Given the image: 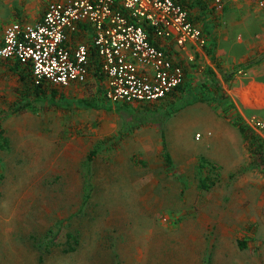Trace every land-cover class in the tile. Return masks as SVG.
Here are the masks:
<instances>
[{
  "label": "rangeland",
  "instance_id": "rangeland-1",
  "mask_svg": "<svg viewBox=\"0 0 264 264\" xmlns=\"http://www.w3.org/2000/svg\"><path fill=\"white\" fill-rule=\"evenodd\" d=\"M47 1L0 0V36ZM4 65L0 264H264V160L244 146L226 95L114 104L92 76L31 98ZM203 156L216 167L208 190Z\"/></svg>",
  "mask_w": 264,
  "mask_h": 264
},
{
  "label": "built area",
  "instance_id": "built-area-1",
  "mask_svg": "<svg viewBox=\"0 0 264 264\" xmlns=\"http://www.w3.org/2000/svg\"><path fill=\"white\" fill-rule=\"evenodd\" d=\"M259 1L264 7V0ZM82 22L94 28L93 45L107 81L105 96L113 103H153L183 84L184 68L153 38L176 35L180 45L189 39L206 42L175 0H51L39 21L13 22L4 29L0 57L29 65L37 85L83 82L91 49L83 42L71 45L70 36ZM250 123L264 133V120L253 117Z\"/></svg>",
  "mask_w": 264,
  "mask_h": 264
},
{
  "label": "crops",
  "instance_id": "crops-1",
  "mask_svg": "<svg viewBox=\"0 0 264 264\" xmlns=\"http://www.w3.org/2000/svg\"><path fill=\"white\" fill-rule=\"evenodd\" d=\"M50 1L40 5L43 9L39 16L28 23L39 21ZM176 1L186 7L190 20L201 29L206 42L201 45L199 41L189 39L180 45L176 41V35L168 38H153L154 42L162 47L170 58L176 64L181 65L185 71L182 89L170 96H177V94H183L185 91L195 94L221 93L233 103V114L237 115L238 118L241 117L244 123H248L250 127H252L250 120L253 117L264 120V7L260 1ZM1 32L0 46L3 43V28ZM70 36L72 37L71 45L83 42L90 47L91 63L86 80L72 82L68 86L85 83L93 76L98 80L105 96L107 81L102 70L101 60L93 45V26L82 22L79 24L77 33H71ZM0 60L5 64V69L18 75L21 80L26 82V96L30 95L32 98V86L34 84L32 83L33 78L31 79L33 76L30 66L15 59H2L0 57ZM98 70L102 73V78H99L95 73ZM187 83L188 85H186ZM41 85L44 88L68 87L52 84ZM253 129L264 139L262 131ZM241 138L244 146L246 145L249 150L242 135Z\"/></svg>",
  "mask_w": 264,
  "mask_h": 264
},
{
  "label": "trees",
  "instance_id": "trees-1",
  "mask_svg": "<svg viewBox=\"0 0 264 264\" xmlns=\"http://www.w3.org/2000/svg\"><path fill=\"white\" fill-rule=\"evenodd\" d=\"M176 2L179 3L183 8L186 9V7L184 5H182V3L178 2V1H176ZM148 30L153 35L154 28L149 27ZM20 73H23V72H20ZM95 73L99 76V78H102V73L99 70L96 71ZM32 87H33V97L34 98L47 96V95H49L50 92H51V95L57 94L56 89L44 88L42 85L35 84ZM181 89H182V85L179 86L175 91L171 92L170 95L174 94L176 91H180ZM29 94H30V92H29ZM169 96H167V97H169ZM82 102L85 103V100H83ZM125 104L130 105L128 103H125ZM234 124L237 126L241 135L243 136L245 143L249 147V151L251 152V155L254 157H257V158L259 155H261V156H263L262 159L264 160V139H262L252 127H250L248 124L244 123V121L241 117H239L234 122ZM162 140H163L162 141V153H163V156L165 158L166 163L168 165H170L173 163V160H172V156H171V153H170L168 145H167L166 137L163 133H162ZM0 145L3 148L4 147L7 148L9 146V139L5 136L1 124H0ZM94 153L95 152H92L89 154V160L88 161L92 160V158L94 157ZM209 166H211V168L213 170H215V168H216V167H214L215 166L214 163H212L209 159H207L204 156L201 157L200 164H199V173L201 174L199 186L203 190L210 189L215 184V179L217 178L216 176L213 177L210 174H205V171H207L208 169H211V168H209ZM88 197L89 196H87L86 199H88ZM67 237L69 239L70 244L78 242L77 237L70 232L67 233ZM49 242H53V239H50Z\"/></svg>",
  "mask_w": 264,
  "mask_h": 264
}]
</instances>
